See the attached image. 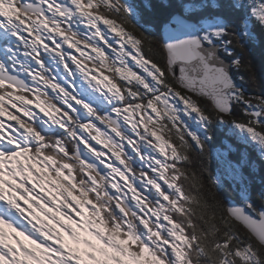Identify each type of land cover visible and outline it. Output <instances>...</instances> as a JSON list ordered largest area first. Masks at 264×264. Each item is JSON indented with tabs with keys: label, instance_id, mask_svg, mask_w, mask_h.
Masks as SVG:
<instances>
[{
	"label": "snow or ice",
	"instance_id": "snow-or-ice-1",
	"mask_svg": "<svg viewBox=\"0 0 264 264\" xmlns=\"http://www.w3.org/2000/svg\"><path fill=\"white\" fill-rule=\"evenodd\" d=\"M257 29L264 0H0V264H264Z\"/></svg>",
	"mask_w": 264,
	"mask_h": 264
},
{
	"label": "trees",
	"instance_id": "trees-1",
	"mask_svg": "<svg viewBox=\"0 0 264 264\" xmlns=\"http://www.w3.org/2000/svg\"><path fill=\"white\" fill-rule=\"evenodd\" d=\"M173 3H176L177 0H172ZM132 4L139 5L141 3V0H131ZM158 20L159 17L156 19H147L146 21H142V23H145V26L148 27L149 33L156 35L157 34V26H158ZM243 43L246 45V47L242 50L238 46H236L235 38H233V47L234 51L237 55H240L241 58L244 60L245 64H251V72L246 70L245 68L241 69H235L236 75L240 82L243 84L245 90L247 91L246 94L249 95H255L260 94L261 92H264V32L263 30L257 29V39L254 41H248L244 40ZM254 75L255 83H253L249 77ZM243 77L244 79L241 80L240 78ZM204 103L209 104L210 102L204 101ZM237 110L239 111V106H237ZM210 135L212 136V140L208 142L209 150H213V148H221L223 147L225 143V139L233 144L237 149L244 148L245 146L243 144H239L236 142V140L229 135V126L227 125H212L211 126V132ZM253 159L256 160L257 164L259 165V168L255 174V184L253 186V191L260 189L261 187H264V185L261 184V177H264V162H260L257 154L252 148L247 149ZM231 158L233 160H236L238 158L237 153H232ZM203 163L207 165L209 171L216 176L218 169H219V162L214 156H209L203 160ZM197 167H199V162L197 164ZM248 169H245V172H247ZM208 175L207 173L204 174V191L207 193L209 189H211L212 192H216L217 190L215 188H212L211 185L208 184ZM224 184L222 187L218 189V192L221 196H223L225 199H239L237 195V191L234 190V187L231 185V183L228 180H224Z\"/></svg>",
	"mask_w": 264,
	"mask_h": 264
},
{
	"label": "rangeland",
	"instance_id": "rangeland-1",
	"mask_svg": "<svg viewBox=\"0 0 264 264\" xmlns=\"http://www.w3.org/2000/svg\"><path fill=\"white\" fill-rule=\"evenodd\" d=\"M128 2L130 3V4H132L131 3V0H128ZM263 32H264V30H263ZM2 43L3 42H0V45H2ZM243 85V84H242ZM246 93H247V91H246ZM219 149H221V148H217V149H215V148H213V150H219ZM231 158V157H230ZM22 159V158H21ZM232 159V158H231ZM233 160V159H232ZM218 161V160H217ZM233 161H235V160H233ZM219 162V161H218ZM137 166H139V164L137 165ZM217 179H218V181L220 182V183H222V185L224 184L223 182H224V179L222 178V173L220 172V162H219V169H218V172H217V174H216V176H215ZM230 182V181H229ZM231 183V182H230ZM61 219H63V217H61ZM66 223H67V221H65ZM73 226H75L74 224H73ZM78 231H79V229H78ZM82 235L84 234V233H81ZM82 247V246H81Z\"/></svg>",
	"mask_w": 264,
	"mask_h": 264
},
{
	"label": "water",
	"instance_id": "water-1",
	"mask_svg": "<svg viewBox=\"0 0 264 264\" xmlns=\"http://www.w3.org/2000/svg\"><path fill=\"white\" fill-rule=\"evenodd\" d=\"M231 72H232V74L234 75V78L237 80V82L240 83V84H242V83L240 82V80L238 79V77H237V75H236V72H235V69H234V68L231 69ZM176 75H177V76L179 75V69H178V67H177V69H176Z\"/></svg>",
	"mask_w": 264,
	"mask_h": 264
}]
</instances>
